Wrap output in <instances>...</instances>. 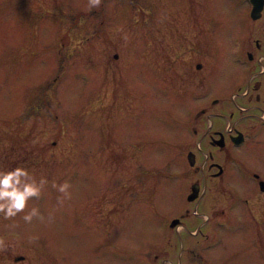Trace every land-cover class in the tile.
<instances>
[{
  "label": "rangeland",
  "instance_id": "obj_1",
  "mask_svg": "<svg viewBox=\"0 0 264 264\" xmlns=\"http://www.w3.org/2000/svg\"><path fill=\"white\" fill-rule=\"evenodd\" d=\"M193 4L0 0V171L23 167L48 181L29 201L44 222L0 216V264H208L210 252V264H226L204 237L203 205L188 200L203 179L188 151L206 149L201 166L206 113L251 103L238 85L254 72L252 31L264 33V15L254 20L247 0H209L200 45L198 18L188 26L202 8ZM258 142L247 164L264 176ZM65 181L71 198L60 204L52 183ZM174 217L183 224L172 228Z\"/></svg>",
  "mask_w": 264,
  "mask_h": 264
},
{
  "label": "flooded vegetation",
  "instance_id": "obj_2",
  "mask_svg": "<svg viewBox=\"0 0 264 264\" xmlns=\"http://www.w3.org/2000/svg\"><path fill=\"white\" fill-rule=\"evenodd\" d=\"M197 1H201L200 14L197 11L193 14L191 9L188 26L193 28L195 25L193 16L198 18L196 26L200 25L199 35H202L203 39L199 44L202 45L207 39L205 30L210 21L209 0ZM247 1L251 5V16L254 20L264 15V0L259 17L253 16L254 3L251 0ZM193 2L194 0H187V3L195 9ZM252 35L254 39L251 45H258L257 49L252 47L249 50L254 72L249 75L248 80H242L238 85L239 89H245L243 93L241 92L244 95L243 99L248 96L251 103L235 102L232 111L226 114L224 111L206 113L212 123H209L200 134L201 137L199 136L203 143L206 141L205 147L208 149L201 166L195 163L198 159V149L206 153V149L201 146L203 143L200 144L202 148L199 147L197 151L194 149L188 151L191 165H195L203 174L202 181L197 178L191 182L188 200L199 206L203 205V212L200 215L206 225L204 237L208 241L209 248L214 241L217 243L218 248L223 252L222 260L226 264H234L236 259L243 256L255 260V264L260 258V262L264 264V176L247 164V161L250 162L255 157L251 156L253 143L264 142L258 140V136L264 134V124L258 121L264 120V54L257 56V50H263L264 33L252 31ZM188 42L192 44L190 39ZM259 64L262 67L257 70ZM197 65L198 68L203 66L201 62ZM247 109L256 111L245 115H254L255 120L243 123L245 116L240 115L237 121L230 120L225 123V117L231 119L238 111ZM227 114L229 116H226ZM191 132L192 135L197 134L199 129L196 128ZM258 146L260 148L259 144ZM192 193H196V196L190 199ZM175 219H178L175 228L183 224L182 217H174L172 222ZM213 255L211 252L207 254L208 264L214 260ZM218 256L220 258L221 254L218 253Z\"/></svg>",
  "mask_w": 264,
  "mask_h": 264
},
{
  "label": "clouds",
  "instance_id": "obj_3",
  "mask_svg": "<svg viewBox=\"0 0 264 264\" xmlns=\"http://www.w3.org/2000/svg\"><path fill=\"white\" fill-rule=\"evenodd\" d=\"M102 0H88L89 9L97 8ZM125 41L128 37L125 34ZM48 184L47 179L42 178L37 182L29 171L23 167H16L7 171H0V216L4 220H14L15 217L23 213L21 219L26 224H32L34 219L41 222L45 217L41 214L38 207L29 208V201L33 198L39 199L45 186ZM52 187L62 194L58 202L63 204L65 199L71 198L69 189L71 185L65 181L63 184L52 183ZM48 222H53L54 217L50 214L47 217ZM15 227L17 225H11ZM38 237L30 236L29 241L33 242ZM5 249V241L0 237V251Z\"/></svg>",
  "mask_w": 264,
  "mask_h": 264
},
{
  "label": "water",
  "instance_id": "obj_4",
  "mask_svg": "<svg viewBox=\"0 0 264 264\" xmlns=\"http://www.w3.org/2000/svg\"><path fill=\"white\" fill-rule=\"evenodd\" d=\"M254 3V8H253V16L254 17H259L260 16V9L262 8L263 5V0H251ZM264 183V181H263ZM197 190V188H196ZM196 196V193H192L190 195V199H193ZM178 219L173 220L172 226L177 225Z\"/></svg>",
  "mask_w": 264,
  "mask_h": 264
}]
</instances>
